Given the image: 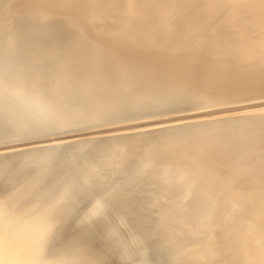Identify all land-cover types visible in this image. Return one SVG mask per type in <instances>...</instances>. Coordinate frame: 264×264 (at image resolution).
<instances>
[{
	"label": "bare ground",
	"instance_id": "1",
	"mask_svg": "<svg viewBox=\"0 0 264 264\" xmlns=\"http://www.w3.org/2000/svg\"><path fill=\"white\" fill-rule=\"evenodd\" d=\"M1 143L17 264H264V0H0Z\"/></svg>",
	"mask_w": 264,
	"mask_h": 264
},
{
	"label": "rangeland",
	"instance_id": "2",
	"mask_svg": "<svg viewBox=\"0 0 264 264\" xmlns=\"http://www.w3.org/2000/svg\"><path fill=\"white\" fill-rule=\"evenodd\" d=\"M4 144L5 143H1L0 145H4ZM202 208H203L202 206H196V207H193L187 211L183 210V209H178L177 210L178 216L176 217L173 215V217H171V219H172L171 222L175 225L174 228L179 229V228H182L181 225L185 226L186 233H184L182 231L183 235L180 238H183L184 239L183 243H186L187 246L190 247V250L187 253L188 258L194 259L193 254L196 253L197 251L202 250L205 252H210V255L208 256L207 259L204 260L203 264H227L223 261H219L221 259L219 258V255L217 252H213V251L211 252L212 248H215V240L213 238L214 235L210 231V227H208V224L210 222V220H209L210 213L208 211L202 210ZM94 223L91 224L89 227H92V229H94L95 231L97 230L96 231V233L98 234L97 235L98 240L96 239L97 241L105 242V241L110 240V238L113 237L112 235H111V237H110V235H106V233L104 232V229H105L104 224L105 223L101 222L103 225L100 222H94ZM98 230H100V231H98ZM98 236H100V237H98ZM214 253H216V254H214ZM146 255H148L147 257L149 259H152V257H153V255L151 253L150 254L148 253ZM116 258L117 257L113 258V264H115L116 262H117L116 264H119L121 262V259L119 261L118 260L119 258H117V259ZM122 262L120 264H127L128 261L126 259H124V260H122ZM193 262H194V260H193Z\"/></svg>",
	"mask_w": 264,
	"mask_h": 264
},
{
	"label": "snow or ice",
	"instance_id": "3",
	"mask_svg": "<svg viewBox=\"0 0 264 264\" xmlns=\"http://www.w3.org/2000/svg\"><path fill=\"white\" fill-rule=\"evenodd\" d=\"M0 264H17L16 261L6 258V242L2 232H0Z\"/></svg>",
	"mask_w": 264,
	"mask_h": 264
}]
</instances>
